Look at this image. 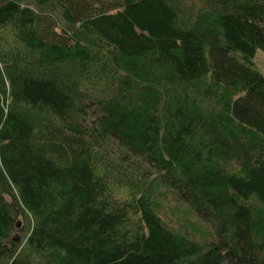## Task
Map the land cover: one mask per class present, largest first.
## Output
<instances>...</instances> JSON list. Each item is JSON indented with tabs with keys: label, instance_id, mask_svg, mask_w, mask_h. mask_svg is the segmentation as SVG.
I'll return each instance as SVG.
<instances>
[{
	"label": "trees",
	"instance_id": "1",
	"mask_svg": "<svg viewBox=\"0 0 264 264\" xmlns=\"http://www.w3.org/2000/svg\"><path fill=\"white\" fill-rule=\"evenodd\" d=\"M264 0H0V264H264Z\"/></svg>",
	"mask_w": 264,
	"mask_h": 264
},
{
	"label": "rangeland",
	"instance_id": "2",
	"mask_svg": "<svg viewBox=\"0 0 264 264\" xmlns=\"http://www.w3.org/2000/svg\"><path fill=\"white\" fill-rule=\"evenodd\" d=\"M255 65L258 70L264 75V51L258 49L254 57Z\"/></svg>",
	"mask_w": 264,
	"mask_h": 264
}]
</instances>
